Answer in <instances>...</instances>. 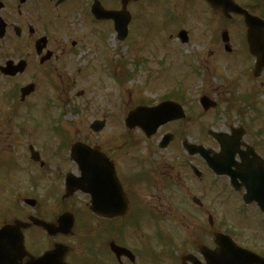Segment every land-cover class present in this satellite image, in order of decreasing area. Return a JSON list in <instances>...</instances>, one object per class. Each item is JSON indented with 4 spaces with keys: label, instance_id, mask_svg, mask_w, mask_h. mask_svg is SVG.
<instances>
[{
    "label": "flooded vegetation",
    "instance_id": "obj_1",
    "mask_svg": "<svg viewBox=\"0 0 264 264\" xmlns=\"http://www.w3.org/2000/svg\"><path fill=\"white\" fill-rule=\"evenodd\" d=\"M233 1L247 15L264 20V0ZM148 2L0 0L1 100L12 109V118L0 119V138H4L0 141V264H119L110 244H116L113 234L120 228L116 223L121 222L142 233L138 237L142 249L163 255L164 264H264V102L259 99L264 97V66L258 67L248 52L247 27L241 14L222 12L199 0L204 9L220 15L227 24L221 40L212 43L229 57L214 58L212 64L239 71L238 78H230V86L220 91L219 86H208L205 81L185 85L182 78L171 90L163 88L159 97L140 100L130 108L172 102L171 119L155 130V118L145 130L126 129L116 143V155L112 150L94 152L114 169L127 200L122 216L97 217L90 210L88 195L67 192V176L79 175L70 158L72 142L68 150L54 153L63 161L54 165L31 143H27V151L22 146L18 150L19 136L13 137L25 125L14 118L25 116V110L31 113L41 79L66 78L69 82L64 85L73 90V79L89 72L83 66L87 45L100 47L107 35L115 43L133 42L129 38L130 10H136L132 6L137 3L145 6ZM99 6L108 12H128L130 22L122 41L119 35L116 38L112 19L93 15ZM183 40L179 38L181 44L189 42ZM102 48L108 52L105 43ZM210 63L203 62L202 68L211 75ZM135 64L133 72L140 68L139 62ZM90 70L97 73L98 64ZM162 73L160 70L158 76ZM242 79L244 87L239 86ZM83 94L76 92L77 96ZM233 114L239 120L223 122V116ZM205 119L211 121L208 126L202 122ZM217 122H223L225 129ZM187 144L203 146L208 159L198 151L191 152ZM66 166L74 170L64 169ZM47 175L50 182L39 189L36 177ZM38 189L43 193L37 194ZM121 196L116 188V204ZM129 250L137 257L135 248ZM232 251L241 255L240 260L233 259ZM121 260L134 263L127 257Z\"/></svg>",
    "mask_w": 264,
    "mask_h": 264
},
{
    "label": "rangeland",
    "instance_id": "obj_2",
    "mask_svg": "<svg viewBox=\"0 0 264 264\" xmlns=\"http://www.w3.org/2000/svg\"><path fill=\"white\" fill-rule=\"evenodd\" d=\"M133 7L136 10H130L133 18L130 24L132 35L129 38L135 40L125 43L116 40L115 43L113 36L107 35L106 42L102 39L100 47L105 43L108 52L105 48L100 50L98 45L94 47L88 44L83 66H88L89 72L87 76L81 75L73 79L75 81L71 83L73 90L64 85L69 82L66 78L41 79L40 94L36 102L31 101L33 108L31 113L28 114L25 110V116L19 115L14 118L20 120L18 124L25 125V130L17 132L13 137L19 136L16 138L19 143L18 150L22 146L27 151L26 145L31 143L46 153L52 165L63 162L61 156L55 154L68 150L69 144L75 141L90 146L96 145L101 150H112L116 155V143L121 142L127 131L123 123L124 117L140 100L159 97L163 88L171 90L176 87V82L182 81V78L185 85L188 83L190 86L199 85L205 81L208 86H219L218 89L223 91L230 86L232 76L239 77V71L230 72L226 66L223 69L221 63L212 64L214 58L222 60V56L229 57L223 48L218 50L212 43L213 39L216 40V45L221 40L220 34L227 24L220 15L204 9L199 0H149L145 6L137 3ZM86 21L92 23L91 18H86ZM181 28L188 32L187 44H181L177 38V32ZM237 60L240 61L239 58ZM136 61L139 62L140 68L133 72ZM203 62H211L209 65L211 75L202 68ZM96 64L98 72L93 73L90 68ZM160 70L163 73L158 76ZM174 75L177 76L170 77ZM167 77L170 78L166 79ZM240 83L243 84L239 86L244 87V79ZM47 87H50V91ZM67 90L69 93L65 94ZM78 91H83L84 94L77 96ZM2 96L0 86V108L2 107L0 119L12 118L10 117L12 109L3 104ZM226 98L227 96L223 97L221 103ZM259 99L264 102L262 95ZM221 107L223 108L224 104ZM225 119H228L226 122L228 124L239 120V117L233 114L223 116V122ZM94 120L106 122L98 133L89 128V124ZM202 122L207 126L211 123L209 119ZM223 122H217L220 129H225V126H222ZM35 123L39 128L35 127L38 126ZM3 139L0 138V141ZM54 155L57 157H53ZM63 168L74 170L67 166ZM46 177H36L39 189H42V185L47 181L50 182L51 176ZM39 189L36 193H43V190ZM26 192L29 191H23ZM79 198L83 199V196L80 195ZM125 224L127 222L116 223L120 230L118 229L113 236L116 237V242L120 240L119 242H124L138 251L135 264H164L163 255L148 250L145 251L151 254L144 252L141 240H138L142 233L135 232L128 225L125 227ZM102 227L103 225L100 231Z\"/></svg>",
    "mask_w": 264,
    "mask_h": 264
},
{
    "label": "water",
    "instance_id": "obj_3",
    "mask_svg": "<svg viewBox=\"0 0 264 264\" xmlns=\"http://www.w3.org/2000/svg\"><path fill=\"white\" fill-rule=\"evenodd\" d=\"M209 5L212 7L222 8L228 5L230 2L227 3L226 0H206ZM94 14L97 18L100 17H109L112 18L113 15L108 13L104 14L100 7L96 8L94 10ZM126 17V22L122 26H118L115 22V28L117 30H125L126 23L128 22V15H124ZM179 36L182 38V40H186V32L181 31ZM251 41L249 43L250 46V52L251 54H254L257 56L259 65H264V53L262 54V51L258 48H262L263 41L262 38L260 39V43H257L254 41V38H250ZM169 103H164L159 105L158 107L154 109H148V108H138L132 112L129 113L127 119H126V125L130 128L138 125L141 128L145 129L146 125L149 124V121L151 118L154 121L153 129H155L158 126V123L161 121H167L172 116L170 115V112L172 110ZM162 116L164 118H162ZM104 125V122H94L91 125V128L95 131H98L101 129ZM197 149H200L203 153V148H195V147H189V150L191 152H195ZM91 151H97V149H89V147L81 144V143H75L71 147L72 152V159H74L79 169L82 172V177L77 181V184H73L72 192L76 189H81L85 193H89L91 195L92 199V206L91 210L98 216H105V217H113L115 215L121 214L125 206L122 205L116 206V178L114 177L112 169L108 170H100L93 166H91L89 163H87L90 159L94 158L92 155H87V152ZM98 159H102L99 157ZM102 166L106 168V164L102 163ZM110 178H109V177ZM111 179V180H110ZM122 193V192H121ZM122 202L124 200L122 199ZM114 251L116 255L119 257L122 253H126L124 249H121L119 247H114ZM235 256V253H234Z\"/></svg>",
    "mask_w": 264,
    "mask_h": 264
}]
</instances>
